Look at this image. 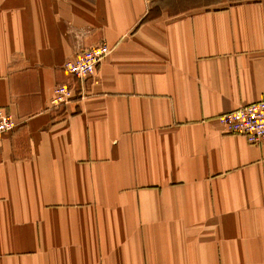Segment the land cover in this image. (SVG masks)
I'll list each match as a JSON object with an SVG mask.
<instances>
[{
	"label": "crops",
	"instance_id": "1",
	"mask_svg": "<svg viewBox=\"0 0 264 264\" xmlns=\"http://www.w3.org/2000/svg\"><path fill=\"white\" fill-rule=\"evenodd\" d=\"M263 91L264 0H0V264H264Z\"/></svg>",
	"mask_w": 264,
	"mask_h": 264
},
{
	"label": "built area",
	"instance_id": "2",
	"mask_svg": "<svg viewBox=\"0 0 264 264\" xmlns=\"http://www.w3.org/2000/svg\"><path fill=\"white\" fill-rule=\"evenodd\" d=\"M110 52L106 43H100L77 52L67 60L63 69L77 79H85L94 74L98 64ZM74 94V87L69 84H57L53 87L50 103L53 106L68 103ZM217 121L226 133L243 136L252 144L264 142V91L261 97L251 103L237 107L217 116ZM16 126L15 118L0 107V134Z\"/></svg>",
	"mask_w": 264,
	"mask_h": 264
},
{
	"label": "trees",
	"instance_id": "3",
	"mask_svg": "<svg viewBox=\"0 0 264 264\" xmlns=\"http://www.w3.org/2000/svg\"><path fill=\"white\" fill-rule=\"evenodd\" d=\"M144 18V17H143ZM143 20V19H142Z\"/></svg>",
	"mask_w": 264,
	"mask_h": 264
}]
</instances>
